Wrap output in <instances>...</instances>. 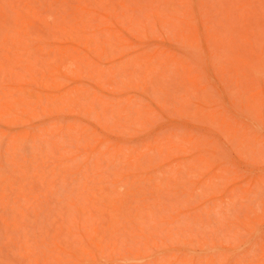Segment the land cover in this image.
<instances>
[{
    "label": "rangeland",
    "instance_id": "rangeland-1",
    "mask_svg": "<svg viewBox=\"0 0 264 264\" xmlns=\"http://www.w3.org/2000/svg\"><path fill=\"white\" fill-rule=\"evenodd\" d=\"M0 264H264V0H0Z\"/></svg>",
    "mask_w": 264,
    "mask_h": 264
}]
</instances>
